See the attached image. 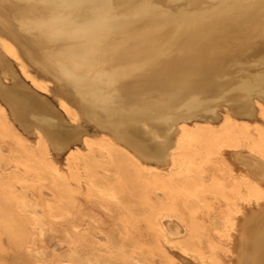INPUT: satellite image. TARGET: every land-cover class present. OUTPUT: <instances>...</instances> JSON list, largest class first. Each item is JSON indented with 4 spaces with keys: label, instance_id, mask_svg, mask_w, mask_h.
<instances>
[{
    "label": "bare ground",
    "instance_id": "obj_1",
    "mask_svg": "<svg viewBox=\"0 0 264 264\" xmlns=\"http://www.w3.org/2000/svg\"><path fill=\"white\" fill-rule=\"evenodd\" d=\"M19 261L264 264V0H0Z\"/></svg>",
    "mask_w": 264,
    "mask_h": 264
},
{
    "label": "rangeland",
    "instance_id": "obj_2",
    "mask_svg": "<svg viewBox=\"0 0 264 264\" xmlns=\"http://www.w3.org/2000/svg\"><path fill=\"white\" fill-rule=\"evenodd\" d=\"M47 96H49V98L51 97L52 98V96L50 95V94H47ZM54 244V245H53ZM57 245V246H56ZM60 243L58 242V241H56V240H53L52 242H51V245H50V247H51V249L54 251V252H60V251H62V247L60 246ZM48 255V256H47ZM50 257V252H49V250H47L46 251V255H45V258H46V260L48 259ZM23 261H19V262H17V263H13L12 262V264H25L24 262L22 263ZM28 262H30V263H28V264H33V263H31V261H28ZM39 264V263H38Z\"/></svg>",
    "mask_w": 264,
    "mask_h": 264
}]
</instances>
